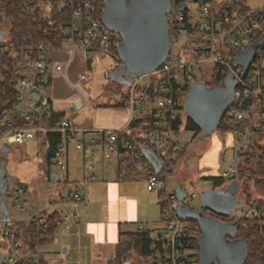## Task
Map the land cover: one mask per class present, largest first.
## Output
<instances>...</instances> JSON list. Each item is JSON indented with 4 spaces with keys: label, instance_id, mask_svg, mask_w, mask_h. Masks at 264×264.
Instances as JSON below:
<instances>
[{
    "label": "built area",
    "instance_id": "built-area-1",
    "mask_svg": "<svg viewBox=\"0 0 264 264\" xmlns=\"http://www.w3.org/2000/svg\"><path fill=\"white\" fill-rule=\"evenodd\" d=\"M46 1L47 9L58 10L63 4L60 12L66 8L65 11L69 13V21L57 26L64 42L61 50L80 52L90 65L94 63V53L99 56L110 54L116 59V64L119 63L113 50L118 47L120 36L108 31L102 24L103 5L100 7L94 0ZM171 2L172 9L166 17L172 41L171 51L165 62L148 74L155 80L154 84H151V80L140 83L141 76L125 86L124 107L129 112V118L126 125L115 130H80L63 116L54 119L52 115L57 112L43 89L49 82L48 54L58 49L30 37L13 40L4 33L0 37V68L8 70L13 94L10 96L9 92L0 106V151L7 144L22 146L28 141L43 142L48 133L57 132L60 140L53 152L54 164L64 169L70 147L81 150L84 143H88L90 146L83 164L87 175L88 171L93 170L92 159L96 154L102 152L105 158L110 159L116 152L115 142L119 135L120 144L133 170L145 177L146 189H158L159 192L160 233L154 236L149 231L147 235L161 251L150 257L165 264H198L192 255L195 230L188 221L176 215L174 193L172 190L167 191L163 182L166 171L180 161L181 156L179 144L163 127L166 125V116L173 114L179 99L186 96V87L195 80L204 79L208 66L218 67L223 77L232 72L238 79L234 101L222 118L225 129L232 131L242 141L236 151L243 152L251 147L256 156L262 155L255 145L257 136L264 133V48L256 51L244 76L240 74V67L233 66V61L238 52L251 43L256 32L264 30V7H237L232 11H223L222 5L215 0H198V13L202 21L192 22L194 44L189 53L181 54L173 51V42L180 34H187L185 16L181 2ZM50 24L54 26L56 22ZM196 71L198 74H195ZM5 79L6 76L0 73V91L5 89ZM257 143L264 146V139ZM146 147L151 148L160 160L162 174L147 170L148 165L142 154V149ZM261 157L264 159V155ZM235 161L220 171L222 179H229L236 174L237 164L243 162V157L239 160L236 156ZM259 170L264 175V166ZM86 181L87 178L83 185ZM80 185L72 186L70 197L60 195L54 200L49 199L50 209L32 213L25 228L12 226V221L2 222L9 224V227L2 233L4 241L0 244V264H41L42 245L52 239L48 222L55 212L54 208L68 203L74 206L70 213L64 212L59 216L58 221H61L77 217L76 206L87 203ZM12 195L18 204V211L28 209V191L24 186L16 187ZM258 201L264 203L263 198H255L252 204L244 205L238 218L243 220V227L247 226V221H254L263 231L264 204L260 205ZM138 231L145 232L141 225ZM245 264H259V260Z\"/></svg>",
    "mask_w": 264,
    "mask_h": 264
},
{
    "label": "crops",
    "instance_id": "crops-1",
    "mask_svg": "<svg viewBox=\"0 0 264 264\" xmlns=\"http://www.w3.org/2000/svg\"><path fill=\"white\" fill-rule=\"evenodd\" d=\"M215 1L217 4H224L229 0ZM236 1L249 9L264 7V0ZM52 52L53 54L48 57L47 64L49 82L43 89V93L53 109L57 113L62 114L63 117L65 116L59 106L60 94H56L53 88L57 82L61 81L70 90V95H67L66 99L76 110L86 111L89 114L94 113L90 102L89 90L91 83H93L92 65L87 62L80 52H70L61 49L53 50ZM128 118L129 112L128 116L122 115L117 118L115 123L99 128L84 127L86 125L78 124L75 120H67L80 130H106L109 128L118 129L126 125ZM35 142L38 143V141ZM38 144H42L45 147L46 162L49 165L53 159L51 158L50 161L48 159L47 145L44 142ZM25 145L26 143L19 147L24 148ZM89 146L90 144L84 143V147L81 150L69 149L65 168L59 170V174L52 173L49 167L46 172H43L49 185L58 189L57 193L55 192V195L58 196L65 193V195L70 197L72 186L82 181L80 182V191L86 198L87 203H81L76 206L77 217L58 222L53 235L51 234L52 239L45 241L42 245L41 264H52L51 261L57 245L64 246V253L68 256V260L63 264H107V261L114 256L115 245L123 234L138 231L140 225L143 226L145 232L150 231L154 236H158L160 233V228L159 231L154 230L157 218L160 219L159 192L157 197L150 193L148 202L142 204L139 208L137 200L129 196L132 190L131 186L128 184L122 185V182L135 181L137 179L146 181V179L135 170L129 175L120 173L119 162L122 154L118 151V147L110 159L105 158L102 152L96 154L92 159L93 170L88 171L87 175H85L83 164ZM145 160L148 165L147 170L155 172L153 166L146 158ZM234 160L235 156L233 154L231 163H234ZM182 161L180 159V161L176 162L177 165L175 164L176 166L174 165L166 173L171 172L176 175V178H187L186 169L183 165L179 166ZM85 178H87V181L83 185ZM57 183L59 185L56 186ZM20 186L26 188L25 185ZM34 203L38 204L37 198L34 199ZM34 205L31 208L28 207L26 210L19 211L25 213V217L16 222L27 223L32 213L45 212L49 207L48 203H45L43 209L39 210ZM73 208L74 206L68 203L63 207L56 206L54 211L61 216L64 212L70 213Z\"/></svg>",
    "mask_w": 264,
    "mask_h": 264
},
{
    "label": "water",
    "instance_id": "water-1",
    "mask_svg": "<svg viewBox=\"0 0 264 264\" xmlns=\"http://www.w3.org/2000/svg\"><path fill=\"white\" fill-rule=\"evenodd\" d=\"M61 4L58 8L60 12ZM172 9L171 0H104L101 21L104 27L120 36L116 48L119 60L118 67L109 73V78L129 86L134 78L151 74L167 59L172 41L169 36V26L166 17ZM4 35L0 32V37ZM264 44L262 34L250 44L244 46L236 55L233 66L240 67L244 76L255 58L256 51ZM238 79L232 72L222 78L221 85H207L203 80H196L189 85L183 104V113L195 123L200 133L193 140L187 151L192 150L200 140H204L218 130L220 122L234 101L235 88ZM3 152L6 148L3 147ZM144 158L153 166L155 173H161V162L151 148H143ZM236 153L234 154V156ZM12 183L11 177L5 170V162L0 163V221L9 222L5 198ZM220 189L205 191L200 204L194 208L187 204L188 192L180 185H174L177 204L176 215L185 221H194L199 230L197 245L198 264H245L248 259V244L245 239L238 237L239 218H235L232 200L226 204L232 210L230 221L223 222L213 215L203 213V208L218 211L221 200ZM2 254L0 253V257ZM123 264H130L124 262Z\"/></svg>",
    "mask_w": 264,
    "mask_h": 264
},
{
    "label": "rangeland",
    "instance_id": "rangeland-1",
    "mask_svg": "<svg viewBox=\"0 0 264 264\" xmlns=\"http://www.w3.org/2000/svg\"><path fill=\"white\" fill-rule=\"evenodd\" d=\"M188 9L194 23L202 21L198 13V2L189 1ZM8 28V20L4 18L3 15H0V31L7 33ZM173 43L174 52H180L181 54L185 52L189 53V49H191L194 44V37L192 34L191 36L180 34ZM52 54L53 52L49 53L48 57ZM93 58L94 63L91 66L93 83H91L89 90L90 102L94 113L89 114L86 111L76 110L67 101L66 96L70 95V90L61 81L57 82L53 88L56 94H60L59 106L63 110L66 119L70 121L75 120L78 124L86 125L84 127L90 126L99 128L115 123L117 118L122 115L128 116V110L125 107L119 106V104L122 103L120 85L109 78V72L115 67L116 59L110 54H102L99 56L97 53L93 54ZM209 69L210 66L207 67L205 78L198 80H209ZM195 74H198V72L196 71ZM151 77L150 75L142 76L140 83L148 82ZM115 129L116 128H109V130ZM171 137L180 146V159L183 161L179 166L183 165L188 177L176 178L175 174L167 172L163 182L166 185L167 191L172 190V187L176 184L185 188L189 194L186 202L190 207L194 208L200 204L203 193L212 190L214 183L213 179L210 177L220 176V171L233 161L234 149L239 147L242 141L240 139L238 140L232 131L217 130L204 140H200L195 149L189 152L187 148L193 139L192 131L181 128L177 135ZM38 143L35 141H28L24 148L7 144L5 145L7 151H0V163L2 161L5 162V170L12 179V185L9 189L11 196L5 199L9 217L12 222L19 221L25 217V213L17 210L18 204L12 195L16 187L25 185L28 190L27 198L29 207H33L35 204L34 199L37 198L38 204L35 205L39 210L43 209L45 203L47 204L49 199L54 200L58 196L55 195L58 189L49 185L43 172H46L49 167L52 173L59 174V170L61 169L54 164L53 160L49 165L47 164L45 147ZM70 149L75 148L71 146ZM238 159L241 160V157L238 156ZM80 182L82 181H79L78 184H80ZM124 184L131 186L132 190L129 196L137 200L139 208L142 204L148 202L150 193H153L152 195L157 197L158 189L148 192V190H146L145 180L137 179L135 181L122 182V185ZM57 185H59V183H57L56 186ZM63 195H65V193L62 194V196ZM243 208L244 205L235 209L237 216L241 215ZM48 209L50 208L48 207L47 210ZM159 220L160 219L157 218V222L154 224V230L159 231ZM7 227H9V224L0 221V244L4 241L2 236L3 230ZM55 248L54 257L51 261L52 264L65 263L68 260V256L64 253V246L57 245ZM126 260L131 262L130 264H151L149 259L144 256H138L134 252L129 253Z\"/></svg>",
    "mask_w": 264,
    "mask_h": 264
},
{
    "label": "trees",
    "instance_id": "trees-1",
    "mask_svg": "<svg viewBox=\"0 0 264 264\" xmlns=\"http://www.w3.org/2000/svg\"><path fill=\"white\" fill-rule=\"evenodd\" d=\"M93 2V0H86ZM101 7L104 0H94ZM174 4L181 2V10L185 16V26L187 29V35L192 34L193 28L191 27L192 19L190 16V11L188 9L189 1L198 0H176ZM46 0H0V15H3L4 18L8 20L9 28L7 34L13 39H20L22 37H30L36 42H41L44 44H49L55 49H60L63 47L64 42L62 41V36L57 26L59 24L64 25L69 21V13L66 12V8L62 12H58L56 8L47 9ZM223 11H232L238 8H245L242 4L238 3L236 0H229L228 2L221 4ZM51 22H56L54 26H51ZM263 32V29L256 32L252 40L253 43ZM6 33V32H3ZM264 48V45L261 46L258 51H261ZM116 53V49L113 50ZM118 67V64L112 69L115 70ZM8 71V70H7ZM7 71L0 68V73L6 76L4 82V88L0 91V106L3 100L6 98V95L10 96L13 94L11 92V83L9 82V77ZM110 73V72H109ZM223 75L220 72L218 67H210L209 69V80H205L206 84L211 85H221ZM151 84L155 83V80L151 77ZM116 82V81H115ZM118 83V82H116ZM121 87V97L122 103L119 106L124 107V98H125V86L124 84L118 83ZM189 88V85L186 89ZM185 97V96H184ZM184 97L180 98L175 106V111L173 114L166 116V125L163 127L164 130H168L172 136L177 135L181 128L190 130L193 132V137H196L200 130L195 125V123L189 118V116L183 113V104ZM53 118H58L62 116L60 113H54ZM226 117V116H225ZM224 117V118H225ZM224 121L221 120L218 130H226L224 126ZM264 133L258 135L256 140L257 142L263 138ZM121 137L118 135L116 140V145L118 151L122 154L121 161L119 162V171L121 174L129 175L132 171L131 161L125 154L124 149L120 144ZM60 140L59 133L50 132L46 136L44 142L48 148V159L53 156L57 142ZM256 142V147L260 150L261 156L264 155V146H259V143ZM236 156L243 157V162L237 164L236 174L229 179H222L220 176H211L213 179V185H220L222 182H226L229 185L234 186L240 191L242 195L243 204L250 205L252 204L255 198L264 199V175L260 173V167L264 166V159L261 156H256L251 147H247L240 152L234 149V154ZM162 174V173H160ZM263 176V178H262ZM260 196V197H257ZM260 205L264 203L258 201ZM59 214L54 212L48 222V232L53 235L57 224H58ZM239 220L238 228V237L245 239L248 244V259L247 263L259 260V264H264V230L260 231L258 225L254 221H247L248 224L246 227H243V220ZM189 225L195 230V238L193 243V259L197 262V239L199 236V230L196 222L189 221ZM25 228V222H13L12 226ZM160 252V247H156L153 244L152 240L148 237L147 232H129L121 236L119 241L115 245L114 256L107 261V264H123L124 262H129L126 260L129 253L134 252L138 256L147 257V259L153 254ZM151 264H165L162 261L158 262L155 258H150ZM131 263V262H129Z\"/></svg>",
    "mask_w": 264,
    "mask_h": 264
},
{
    "label": "flooded vegetation",
    "instance_id": "flooded-vegetation-1",
    "mask_svg": "<svg viewBox=\"0 0 264 264\" xmlns=\"http://www.w3.org/2000/svg\"><path fill=\"white\" fill-rule=\"evenodd\" d=\"M197 137V136H196ZM194 137L188 148L192 145L193 143V140L196 138ZM200 142V141H199ZM197 142L194 147L192 148V150L190 151H193L196 147V145L199 143ZM187 148V149H188ZM12 180V179H11ZM12 183L10 184V186L8 187V190L7 192H9V189L11 187ZM213 190H216V189H220V191L218 192L219 193V198L221 200V205H220V210L218 211H214V210H211L210 208L206 207V208H203V213L205 214H209V215H213V216H216L217 218H219L221 221L223 222H227V221H230V216L232 215L233 212H231V208L228 207V205L226 204V200H232L233 201V204L231 207L235 206L238 207L239 205L242 204V195L240 194V191L235 188L234 186L232 185H229L228 183L226 182H222L220 185H216V186H213L212 188ZM6 199V198H5ZM238 217L237 215H235V218Z\"/></svg>",
    "mask_w": 264,
    "mask_h": 264
}]
</instances>
